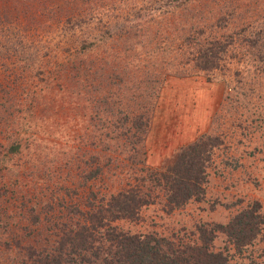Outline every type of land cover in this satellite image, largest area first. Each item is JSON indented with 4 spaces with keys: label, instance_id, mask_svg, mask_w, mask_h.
<instances>
[{
    "label": "rangeland",
    "instance_id": "374dc122",
    "mask_svg": "<svg viewBox=\"0 0 264 264\" xmlns=\"http://www.w3.org/2000/svg\"><path fill=\"white\" fill-rule=\"evenodd\" d=\"M34 1L39 8L40 0ZM151 1L135 0L125 7L120 0H93L87 6L92 19L81 20L66 33L60 26H45L42 21L46 18L40 13L30 27L22 12L6 8L14 1L0 0L6 12L16 13L11 17L20 34L15 43L8 35L0 37V264H14L20 258L4 245L9 235H28L50 223L45 218L53 214L47 199L51 185L73 182L71 187L75 188L81 178L85 179L77 178L89 167V145L84 137L108 131L106 124L126 119L133 111L141 113L146 101L153 102L151 89L156 82L154 78L148 82V73L158 76L160 82L146 144L148 166L163 164L202 135L216 141L214 162L201 201L192 200L172 212L161 203L151 204L139 220L118 224L133 233L157 232L191 241L198 237V224H227L256 203L263 221L257 238L238 250L220 231L214 245L229 254L230 264H264V47L258 54L241 40L245 34L254 39L255 31L264 29V0L158 4L159 9L150 17L146 8L163 0ZM16 7L23 8L20 2ZM99 13H104V22H100ZM118 13L130 17L117 19ZM38 18L41 25H37ZM106 23L110 27H102ZM193 24L194 29L205 26L204 36L208 37L234 34L235 47L227 54V68L185 66L183 56L170 48L177 33ZM27 26L32 29L25 30ZM83 41L87 46L82 50ZM176 41L182 43L181 38ZM73 42L78 49L74 45L68 49ZM34 57L40 60L36 67L27 63ZM83 58L89 71L85 78L90 77L92 85L99 80L110 90L105 97L101 93L100 103L96 102L100 95L94 86L88 85V92L80 96L82 93L65 92L58 82L61 62L79 66ZM27 66L30 68L23 75ZM14 141H21V156L10 153ZM130 154L134 158L132 150L125 160L133 168L143 155L128 162ZM62 167L65 180L53 171ZM19 174L22 188L17 187ZM36 216L44 219L41 226L25 221ZM53 229L49 226L48 233Z\"/></svg>",
    "mask_w": 264,
    "mask_h": 264
},
{
    "label": "trees",
    "instance_id": "16d2710c",
    "mask_svg": "<svg viewBox=\"0 0 264 264\" xmlns=\"http://www.w3.org/2000/svg\"><path fill=\"white\" fill-rule=\"evenodd\" d=\"M3 1L7 3L10 0ZM11 1H14V5L6 8L22 12L30 27H34V20L40 13L44 15V19L46 18L42 21L45 26H60L67 33L73 28L72 25H79L81 20L90 21L93 16L91 8L87 7L88 2L92 3L93 0H36L40 5L39 8L34 0ZM134 1L120 0V4L129 7L134 4ZM193 1L195 0H163L147 7L146 12L153 17L155 11L159 9L158 4L159 6L185 5ZM17 2L22 4L21 10L16 7ZM48 5L53 10H50ZM113 7L120 8L116 5ZM139 9L137 7V10ZM99 10L103 12L102 9ZM106 11L109 12L108 9L104 10ZM14 14L16 13L6 12V9L0 7V37L8 35L15 43L20 34L16 29L15 19L11 17ZM129 15L131 16L132 13L130 12ZM129 15L118 13L117 19L127 20ZM140 15L143 14L136 16ZM100 16V22H104V13ZM106 18L111 19L107 16ZM40 23L41 20L38 18L37 25ZM104 25L106 28L110 27L109 23L103 24L102 27ZM28 26L25 30L32 29ZM194 28V24L185 25L181 33H177L173 42L170 43V48L173 51L177 49L178 51L174 52L183 56L181 59L183 64L192 63L193 67L201 70L227 68L226 62H229L227 54L231 48L235 47L234 34H226L222 36L223 38L217 35L208 37L204 36L205 26L201 29ZM263 31L264 29H257L254 39L246 34L241 36V40L249 45L250 51L256 49L258 54H261L264 47ZM235 35L238 33L235 32ZM177 38H181L182 43H177ZM86 44L84 41L80 44L82 50L87 46ZM71 46L77 48L74 42L68 49H71ZM36 58H29L28 65L34 64L36 67V62L40 61ZM82 62L79 66L66 65V62L59 64L58 82L65 92L67 90L76 95L82 93L80 96H83L88 92V85H92L90 77L85 78L86 74H89L88 64L84 58ZM29 68L27 66L23 70V75ZM147 71L144 69V72ZM148 74L150 76L148 82L152 78L154 83L156 82L151 89L152 96L154 95L153 102L150 104L146 101V105L141 107V113L133 111V115H129L126 119L106 124L108 131L93 132L84 137L89 145L86 151V155L89 156L87 161L89 167L86 171H82V175H76L77 178L83 176L85 179L81 178L75 188L71 187L73 182L66 184L57 181L51 185L47 199L50 202H48V210L53 214L50 218H45L46 222L50 223L28 235L13 232L5 240V247L20 255L14 264H230L229 254L215 248L214 241L218 232L226 233L238 250L257 238L263 221L257 212L259 207L256 203L237 213L227 224H198V237L191 241L157 232L133 233L118 224L120 221L139 220L143 209L151 204L161 203L163 209L172 212L192 200L201 201L206 193L209 169L214 162L216 141L212 136L202 135L195 141L182 146L163 164L148 166L146 144L151 126L154 97L158 95L160 88L158 76L156 78L151 73ZM92 86L100 95L96 100L97 103L102 101L101 93H103L102 97H105L110 92L99 80ZM108 110V113L113 114L111 109ZM112 125L114 128L110 130ZM21 145V141H14L11 144L10 153L15 156L20 154L23 150ZM30 146L31 144H28L26 148L29 149ZM132 150L135 153L134 158L136 155H143L133 168L125 160L128 152ZM134 158L130 154L128 162L133 161ZM64 170V167L57 172L53 169L57 178L61 177L62 180H65L62 176ZM108 173L111 174L107 176ZM21 177V175L17 177L18 188L23 186L20 183ZM82 187L85 190L81 191ZM67 190L73 195H69ZM21 194L24 197V194ZM67 196H71V200H68ZM42 220L44 219L37 216L25 218L26 222L36 227L41 226ZM49 226L54 229L48 233Z\"/></svg>",
    "mask_w": 264,
    "mask_h": 264
},
{
    "label": "crops",
    "instance_id": "0c3cea01",
    "mask_svg": "<svg viewBox=\"0 0 264 264\" xmlns=\"http://www.w3.org/2000/svg\"><path fill=\"white\" fill-rule=\"evenodd\" d=\"M165 160H166V159H165ZM165 160H164V161H165Z\"/></svg>",
    "mask_w": 264,
    "mask_h": 264
}]
</instances>
